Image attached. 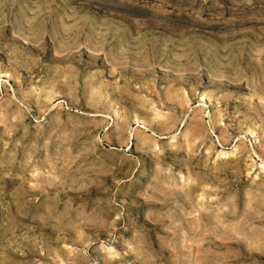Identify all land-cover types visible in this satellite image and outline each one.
I'll return each instance as SVG.
<instances>
[{
	"label": "clouds",
	"instance_id": "9594fccd",
	"mask_svg": "<svg viewBox=\"0 0 264 264\" xmlns=\"http://www.w3.org/2000/svg\"><path fill=\"white\" fill-rule=\"evenodd\" d=\"M0 264H264V0H0Z\"/></svg>",
	"mask_w": 264,
	"mask_h": 264
}]
</instances>
